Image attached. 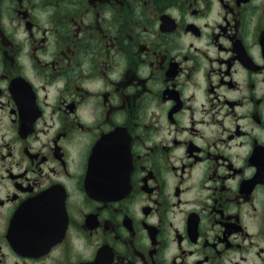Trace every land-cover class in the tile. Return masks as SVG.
Listing matches in <instances>:
<instances>
[{"label":"flooded vegetation","instance_id":"obj_1","mask_svg":"<svg viewBox=\"0 0 264 264\" xmlns=\"http://www.w3.org/2000/svg\"><path fill=\"white\" fill-rule=\"evenodd\" d=\"M0 264H264V0H0Z\"/></svg>","mask_w":264,"mask_h":264}]
</instances>
